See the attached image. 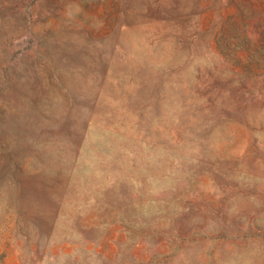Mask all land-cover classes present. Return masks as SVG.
<instances>
[{"label":"rangeland","instance_id":"rangeland-1","mask_svg":"<svg viewBox=\"0 0 264 264\" xmlns=\"http://www.w3.org/2000/svg\"><path fill=\"white\" fill-rule=\"evenodd\" d=\"M0 264H264V0H0Z\"/></svg>","mask_w":264,"mask_h":264}]
</instances>
